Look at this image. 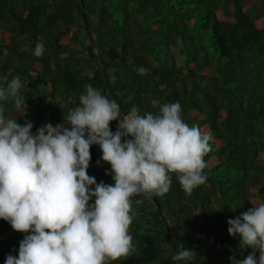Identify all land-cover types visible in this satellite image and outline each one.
Listing matches in <instances>:
<instances>
[{
	"label": "trees",
	"instance_id": "16d2710c",
	"mask_svg": "<svg viewBox=\"0 0 264 264\" xmlns=\"http://www.w3.org/2000/svg\"><path fill=\"white\" fill-rule=\"evenodd\" d=\"M0 0V86L12 75L33 131L62 123L91 84L121 112L159 114L179 102L182 118L211 136L207 180L186 193L177 174L170 191L156 196L171 226L176 252L194 251L191 264H231L239 248L227 221L264 202V0ZM94 60L87 49L84 13ZM44 53L36 57L37 42ZM177 41L182 42L179 47ZM148 69L140 74L139 69ZM92 73L89 79L88 74ZM6 115H18L5 105ZM117 121L110 122L116 131ZM88 174L113 183L98 145ZM140 200V203H135ZM129 233L133 249L109 264H172L166 224L152 198L133 197ZM25 233L0 220V264L18 255ZM259 252H257V256Z\"/></svg>",
	"mask_w": 264,
	"mask_h": 264
},
{
	"label": "clouds",
	"instance_id": "9594fccd",
	"mask_svg": "<svg viewBox=\"0 0 264 264\" xmlns=\"http://www.w3.org/2000/svg\"><path fill=\"white\" fill-rule=\"evenodd\" d=\"M43 53L38 41L33 54ZM8 75L11 80L0 86V220L25 235L18 255H7L5 264H109L134 247L133 197L168 193L173 173L189 194L206 182L211 136L184 122L179 102L162 105L159 114L140 115L133 107L124 115L115 100L88 84L62 123L33 131L30 120L17 119L27 115L23 82ZM9 102L18 115H6ZM93 145L102 153L97 164L110 166L111 184L88 174ZM227 224L239 248L251 249L242 258L231 256V264H264V202ZM195 257L181 248L172 260L191 264Z\"/></svg>",
	"mask_w": 264,
	"mask_h": 264
},
{
	"label": "water",
	"instance_id": "95a60500",
	"mask_svg": "<svg viewBox=\"0 0 264 264\" xmlns=\"http://www.w3.org/2000/svg\"><path fill=\"white\" fill-rule=\"evenodd\" d=\"M82 2H83V5H84V1L83 0H82ZM84 19H85V25H86V31H87V49H88L89 54L92 55L93 59L95 60L96 56L93 53L92 44H91V38H92L91 28H90V24H89V20H88V16H87L86 12L84 13ZM99 66H100V69L102 71V75H103V78H104V81H105L107 89L109 90L113 100H115L118 103V105H119L117 96H116L115 92L113 91V89H112V87L110 85L109 78L107 76V73H106L104 67L102 66L101 63H99ZM119 108H120V111H121L120 105H119ZM143 197L148 198L145 195H143ZM151 198L153 199L154 203L157 205L159 213H160L163 221L166 224L169 244H170V248H171V252H172V256H173V254L177 253V252H176V248H175V244H174V239H173V234H172V231H171V226H170V224H169V222H168V220H167V218H166V216L164 214L163 207L159 203L157 197L155 195H153V196H151ZM172 264H174V262H172Z\"/></svg>",
	"mask_w": 264,
	"mask_h": 264
}]
</instances>
